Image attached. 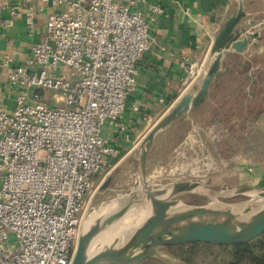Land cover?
<instances>
[{
  "label": "built area",
  "instance_id": "2783aa9c",
  "mask_svg": "<svg viewBox=\"0 0 264 264\" xmlns=\"http://www.w3.org/2000/svg\"><path fill=\"white\" fill-rule=\"evenodd\" d=\"M138 1L21 0L29 26L37 2L64 8L24 62L0 58V75L18 89L12 108L0 99V264L72 263L92 196L120 153L102 128L122 117L151 44ZM205 71L191 65L188 76Z\"/></svg>",
  "mask_w": 264,
  "mask_h": 264
},
{
  "label": "crops",
  "instance_id": "0c3cea01",
  "mask_svg": "<svg viewBox=\"0 0 264 264\" xmlns=\"http://www.w3.org/2000/svg\"><path fill=\"white\" fill-rule=\"evenodd\" d=\"M0 3L3 4L0 12V58L9 54L16 64L32 55L33 46L45 33L49 15L64 8V5L55 7L50 3L37 2L34 24L29 26L28 7L21 0H0ZM150 4H158L163 11L154 12ZM244 5L247 11L244 22L251 18L264 22V0H245ZM237 6V0H145L132 7V10L144 13L149 23L151 44L136 64L138 83L127 98L122 117L117 124H106L102 128L105 141L120 150L117 156L108 160L112 170L126 158L135 156L137 144L153 125L190 86L198 84L200 75L190 79L189 68L194 65L198 71L207 69L212 59L213 38ZM252 30L261 31L259 46L250 44L242 56L232 55L224 62L225 71L221 77L225 75L226 81L216 80L209 91L210 99L194 114L185 116L190 129L186 140L177 147L187 148L188 143H192V148H202L207 161L202 166L206 165L210 171L214 159L222 157L221 148H249L244 154L232 152L227 159H219L223 171H219L216 177L232 184L230 186H264V110L253 108V103L262 102L256 87L264 88V28L257 25ZM248 57H251L250 61L244 63ZM251 73L255 74L256 87ZM17 92L7 77L0 75V99L7 108L13 107ZM248 119L257 121L254 131L263 135L252 136V132H245L244 139H237L236 133L229 131L231 122ZM160 139L156 143L157 148L158 143L164 144V139ZM256 139L259 144H256ZM254 148L260 150L254 151ZM185 167L186 170L190 167V172L199 173L198 165L197 168Z\"/></svg>",
  "mask_w": 264,
  "mask_h": 264
},
{
  "label": "water",
  "instance_id": "95a60500",
  "mask_svg": "<svg viewBox=\"0 0 264 264\" xmlns=\"http://www.w3.org/2000/svg\"><path fill=\"white\" fill-rule=\"evenodd\" d=\"M237 1L235 12L213 38L212 59L198 84L190 86L137 144L134 186L85 216L71 264H140L146 259L190 264L169 247L190 242L242 244L264 233V186L217 187L199 178L197 171L182 178L176 176V166L168 171L160 159L150 158L162 136L160 151L175 124L210 99V89L224 74V62L232 55L242 56L250 44L259 46L261 31L252 28L263 29L264 22H244L245 0ZM251 76L255 86V74ZM111 181L110 176L99 188H108ZM189 194L207 201L190 202L185 199Z\"/></svg>",
  "mask_w": 264,
  "mask_h": 264
},
{
  "label": "rangeland",
  "instance_id": "374dc122",
  "mask_svg": "<svg viewBox=\"0 0 264 264\" xmlns=\"http://www.w3.org/2000/svg\"><path fill=\"white\" fill-rule=\"evenodd\" d=\"M201 79V78H200ZM48 93H53V91H48ZM261 107L260 102L259 103H253V108L256 111H259V108ZM257 121L254 119H248V120H241V121H232L231 122V130L232 132L236 133L237 139H244V133L245 132H252V136L254 135H260L261 133H256L254 130L257 129L256 125ZM239 125V126H238ZM237 126V127H236ZM190 129V122L187 120V117L181 118L176 125L173 127V130H171L169 142L164 146V148L159 150L156 146L151 151L150 158L161 160V163L164 164V167L166 170L170 169V166H176V176L182 177V178H190V167L186 169L185 165L197 167V165L200 167L199 169V178H202L206 181H208L210 184L221 187L222 184H224L223 180H218L217 175L219 171L222 170V166L220 165L219 159L224 158L227 159V157L230 155V153H237V154H244L246 153L249 148H221L222 151V157L214 159V163H212L211 171L209 168L207 169V166H202V163L206 161L205 154H202V148H192V143H188L189 146H186L187 148H177L179 143L182 142V140H186V135ZM226 129V128H225ZM227 130V129H226ZM254 131V132H253ZM263 134H261L262 136ZM260 136H258L259 139ZM163 139V136L162 138ZM160 139V140H161ZM258 139L256 144L258 143ZM160 144V143H158ZM196 144V143H194ZM207 149V148H206ZM254 151L260 150L259 148H254ZM236 151V152H234ZM210 158L208 157V160ZM207 162V161H206ZM152 164H154V161H152ZM154 166V165H153ZM169 171V170H168ZM223 171V170H222ZM109 175L113 178L112 182L106 189H100L97 188L94 195L92 196V200L90 202L89 207L86 210V215L88 213H91L94 209L99 207L102 203L105 201H108V199H112L114 197H119L123 193L128 192L135 183V180L137 178V160L136 155L133 157L126 158L123 162L120 163L119 166H117L114 170L109 168ZM170 176L168 174L165 175V179H168ZM214 179H216V184H214ZM212 181V182H211ZM105 182V181H104ZM103 182V183H104ZM102 183V184H103ZM226 183V182H225ZM231 183V182H229ZM101 184V185H102ZM118 184V186H116ZM229 185V184H228ZM232 185V184H230ZM229 185V186H230ZM108 197V195H110ZM195 197H192L190 199V202L194 203H201L200 201L195 202ZM85 215V216H86Z\"/></svg>",
  "mask_w": 264,
  "mask_h": 264
},
{
  "label": "trees",
  "instance_id": "16d2710c",
  "mask_svg": "<svg viewBox=\"0 0 264 264\" xmlns=\"http://www.w3.org/2000/svg\"><path fill=\"white\" fill-rule=\"evenodd\" d=\"M226 79L227 77L224 75L219 80L226 81ZM256 88L262 101L259 110H264V88H259L258 86ZM192 197H195V202L200 201L203 203L207 201L205 197L192 194L186 195L185 199L190 201ZM169 249L190 264H264V233L242 244L218 245L208 242H190L170 246ZM140 264L168 263L156 259H146Z\"/></svg>",
  "mask_w": 264,
  "mask_h": 264
},
{
  "label": "flooded vegetation",
  "instance_id": "af4514ba",
  "mask_svg": "<svg viewBox=\"0 0 264 264\" xmlns=\"http://www.w3.org/2000/svg\"><path fill=\"white\" fill-rule=\"evenodd\" d=\"M112 180H113V178H112ZM112 182V181H111Z\"/></svg>",
  "mask_w": 264,
  "mask_h": 264
}]
</instances>
